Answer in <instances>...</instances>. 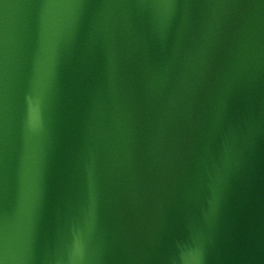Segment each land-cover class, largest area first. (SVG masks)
I'll list each match as a JSON object with an SVG mask.
<instances>
[{
  "label": "water",
  "instance_id": "1",
  "mask_svg": "<svg viewBox=\"0 0 264 264\" xmlns=\"http://www.w3.org/2000/svg\"><path fill=\"white\" fill-rule=\"evenodd\" d=\"M0 264H264V0H0Z\"/></svg>",
  "mask_w": 264,
  "mask_h": 264
}]
</instances>
